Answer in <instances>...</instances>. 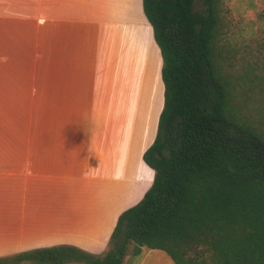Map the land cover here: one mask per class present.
<instances>
[{
	"label": "crops",
	"instance_id": "crops-1",
	"mask_svg": "<svg viewBox=\"0 0 264 264\" xmlns=\"http://www.w3.org/2000/svg\"><path fill=\"white\" fill-rule=\"evenodd\" d=\"M0 32L38 33L43 50L37 120L0 153V256L59 244L103 253L155 173L143 153L163 106L162 58L142 0H0ZM151 64L158 99L144 104L135 81ZM131 249L121 264H175Z\"/></svg>",
	"mask_w": 264,
	"mask_h": 264
},
{
	"label": "trees",
	"instance_id": "trees-1",
	"mask_svg": "<svg viewBox=\"0 0 264 264\" xmlns=\"http://www.w3.org/2000/svg\"><path fill=\"white\" fill-rule=\"evenodd\" d=\"M195 1L142 0L162 58L163 106L143 153L155 173L104 252L59 244L0 264H121L129 245L133 255L162 249L175 264H264V142L226 119L221 0Z\"/></svg>",
	"mask_w": 264,
	"mask_h": 264
},
{
	"label": "rangeland",
	"instance_id": "rangeland-1",
	"mask_svg": "<svg viewBox=\"0 0 264 264\" xmlns=\"http://www.w3.org/2000/svg\"><path fill=\"white\" fill-rule=\"evenodd\" d=\"M195 2L197 9L202 7V0ZM228 2L220 3L222 35L217 45L219 51L224 50L228 63L225 71L218 72L226 93V119L264 142V10L257 16L259 30L245 39L242 21L231 19ZM39 36L32 32H0V153L11 147L16 151L26 127H33L37 120V69L43 51ZM153 69L151 64L146 75L138 74L135 81V97L144 104L158 99L151 77Z\"/></svg>",
	"mask_w": 264,
	"mask_h": 264
},
{
	"label": "clouds",
	"instance_id": "clouds-1",
	"mask_svg": "<svg viewBox=\"0 0 264 264\" xmlns=\"http://www.w3.org/2000/svg\"><path fill=\"white\" fill-rule=\"evenodd\" d=\"M226 6L231 10L232 20L242 21L241 27L245 29L243 32L244 38L250 39L253 32L258 31L260 28L257 23V16L260 11L264 10V3L261 0H230ZM247 25H253V27H245Z\"/></svg>",
	"mask_w": 264,
	"mask_h": 264
}]
</instances>
